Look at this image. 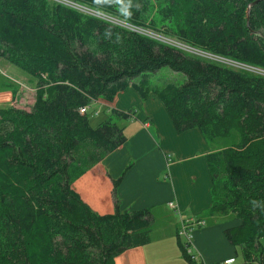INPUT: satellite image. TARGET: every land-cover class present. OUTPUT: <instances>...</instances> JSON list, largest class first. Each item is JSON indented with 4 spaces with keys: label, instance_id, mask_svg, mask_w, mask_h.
<instances>
[{
    "label": "trees",
    "instance_id": "trees-1",
    "mask_svg": "<svg viewBox=\"0 0 264 264\" xmlns=\"http://www.w3.org/2000/svg\"><path fill=\"white\" fill-rule=\"evenodd\" d=\"M76 1L156 29L148 0ZM155 1L165 22L183 10L174 31L185 42L264 70V0ZM0 58L26 72L34 87L29 104L0 107V218L9 231L0 264H113L128 247L177 234L172 220L152 234L153 223L166 219L153 208L120 211L113 189V212L98 213L71 187L124 141L116 121L132 108L110 105L126 87L140 98L154 95L177 133L198 129L210 148L212 202L204 222L232 213L239 222L224 230L226 239L247 263H264L263 76L47 0H0ZM97 99L107 107L92 126L88 107Z\"/></svg>",
    "mask_w": 264,
    "mask_h": 264
},
{
    "label": "crops",
    "instance_id": "crops-1",
    "mask_svg": "<svg viewBox=\"0 0 264 264\" xmlns=\"http://www.w3.org/2000/svg\"><path fill=\"white\" fill-rule=\"evenodd\" d=\"M29 84L18 81L17 94L22 87L33 92L34 87ZM19 97L5 93L0 107L20 101ZM110 106L122 111L132 108L130 117L119 123L125 139L71 183L80 198L98 213H111L113 189L120 211L164 209L173 218L174 228L178 227L179 216L183 220H204L203 213L212 202V180L206 163L210 148L198 129L177 133L163 104L154 95L147 93L140 98L130 87L118 91ZM115 179L117 184L113 188ZM238 222L212 217L211 223L191 229L187 245L178 234L167 235L128 247L114 255L112 262L191 264L187 255H192V264H239V248L224 235L225 229ZM243 262L247 264L244 259Z\"/></svg>",
    "mask_w": 264,
    "mask_h": 264
},
{
    "label": "rangeland",
    "instance_id": "rangeland-1",
    "mask_svg": "<svg viewBox=\"0 0 264 264\" xmlns=\"http://www.w3.org/2000/svg\"><path fill=\"white\" fill-rule=\"evenodd\" d=\"M49 3L54 4V3H58L60 5H64L67 6L81 14L84 15H90L93 17H97V18H101L103 20L115 23L119 26H122L124 28L127 29H132L140 34H143L145 36H148L150 38L162 41L164 43H167L173 47H176L186 53H189L193 56L202 58V59H206V60H211L215 63L218 64H222L224 66H229V67H233L236 69H242L245 70L249 73H254V74H259L261 76L264 77V75L260 74L259 72H254L250 69H247L243 64V63H239V62H234L228 58H221L218 57L216 55L211 54V52L209 53L208 50L206 49H202V48H197L195 46L190 45L189 43L185 42L182 38H181V34H176L175 33V28L179 26V23H183L185 20V16L184 13L182 12L183 10L177 7V10L174 12V21L172 22H165V20H161L160 17L158 15H156V11L160 8V4L157 3L155 0H148V3L151 7L150 13H149V17H151L152 19H154L155 24H156V29H151L149 27L143 26V27H138L135 25L130 24L128 21H126L124 18L122 17H116L113 16L107 12H104L100 9L94 8L92 6H89L85 3H80L79 1L76 0H47ZM165 25L168 26L171 30L170 32L165 31ZM5 60H3L2 58L0 59V99L3 98V95L5 93L13 94V97H16L22 100H18L16 102H20V104H24L27 105L30 103V101H32L33 98V92L24 89L22 87V89H17L21 92H19L20 94H17L16 92V87H18V81L23 82L24 84L28 83V85H30L29 83L31 82L33 85L32 80H30L29 75L24 72L22 69L18 68L17 66L10 64V63H6ZM6 65V66H4ZM6 67V69L4 68ZM159 75H161L162 77L166 78L169 81L172 82H178L179 81V75L166 70V69H161L159 71ZM98 102H100V99H97ZM98 102H92L90 104V106L88 107V111H89V123L94 126L96 125V123L104 117V110H105V105H100V103ZM133 107V106H132ZM134 108V107H133ZM121 121H124L122 119H118L116 121V123L119 125V123ZM122 127V126H121ZM222 141L221 140H217L215 146H217V144H220ZM157 214L166 219V221L161 222V221H157L154 222L152 225V234L156 231H159L158 229L161 228V226L164 225V223L166 222V225H171V222L173 221V218H171L168 214L165 213L164 209H157ZM212 217L214 218H222L223 220L225 219H229V218H233L232 213L227 214V215H213L211 217H207V219L212 220ZM206 219V217H205ZM172 220V221H171ZM171 221V222H169ZM207 224V223H206ZM173 225V223H172ZM174 226V225H173ZM3 229H5V227H2V223H1V218H0V242L3 241V235L4 233H9V231H3ZM161 230V229H160ZM11 232V230H10ZM259 243L261 245L264 246V237L259 239ZM237 261H239V264H244L243 259H242V255L241 253L238 251V255H237ZM260 258V257H259ZM248 264V263H247ZM251 264H259L256 261L252 262ZM264 264V263H263Z\"/></svg>",
    "mask_w": 264,
    "mask_h": 264
},
{
    "label": "built area",
    "instance_id": "built-area-1",
    "mask_svg": "<svg viewBox=\"0 0 264 264\" xmlns=\"http://www.w3.org/2000/svg\"><path fill=\"white\" fill-rule=\"evenodd\" d=\"M247 69H250L254 72H259L260 74L264 75V70L263 69H260V68H256V67H252V66H247V65H244ZM79 111L80 112H83L84 111V108L83 107H80L79 108ZM205 222L202 218H188V219H180V216H179V224H178V227H177V234L179 236H181L183 238V243L185 245L188 244V241H189V233L191 231L192 228L194 227H198V226H201V225H204ZM187 257L189 258L190 261H194L195 260V257L192 256V255H187ZM210 264H220L219 262H213V263H210Z\"/></svg>",
    "mask_w": 264,
    "mask_h": 264
}]
</instances>
